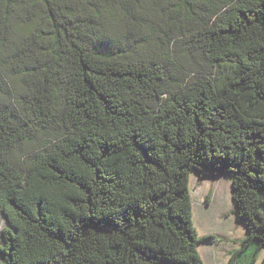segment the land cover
I'll return each mask as SVG.
<instances>
[{
	"label": "trees",
	"instance_id": "16d2710c",
	"mask_svg": "<svg viewBox=\"0 0 264 264\" xmlns=\"http://www.w3.org/2000/svg\"><path fill=\"white\" fill-rule=\"evenodd\" d=\"M193 174L254 264L264 0H0V264H203Z\"/></svg>",
	"mask_w": 264,
	"mask_h": 264
},
{
	"label": "rangeland",
	"instance_id": "374dc122",
	"mask_svg": "<svg viewBox=\"0 0 264 264\" xmlns=\"http://www.w3.org/2000/svg\"><path fill=\"white\" fill-rule=\"evenodd\" d=\"M189 189L192 201V220L199 237L212 235L215 241L204 242L199 247V256L203 264L210 262L211 251L213 264H228L230 251L239 249L244 237V229L237 226L231 214V181L229 179L197 180L190 177ZM6 222L0 216V233ZM1 241V240H0ZM243 259L241 256L239 262ZM264 252H260L254 264H262Z\"/></svg>",
	"mask_w": 264,
	"mask_h": 264
},
{
	"label": "crops",
	"instance_id": "0c3cea01",
	"mask_svg": "<svg viewBox=\"0 0 264 264\" xmlns=\"http://www.w3.org/2000/svg\"><path fill=\"white\" fill-rule=\"evenodd\" d=\"M242 232H244V231H242ZM216 250V249H215ZM214 250V252L213 251H211L210 253H209V255H210V262H212V264H213V262H215V261H213V258H214V256L212 255L213 253H216V251Z\"/></svg>",
	"mask_w": 264,
	"mask_h": 264
}]
</instances>
